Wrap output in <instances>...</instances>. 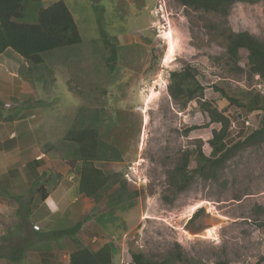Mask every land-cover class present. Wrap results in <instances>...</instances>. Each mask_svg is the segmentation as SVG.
<instances>
[{
	"label": "rangeland",
	"instance_id": "rangeland-1",
	"mask_svg": "<svg viewBox=\"0 0 264 264\" xmlns=\"http://www.w3.org/2000/svg\"><path fill=\"white\" fill-rule=\"evenodd\" d=\"M54 1L41 0V5ZM62 1L75 21L80 43L42 54L39 83L50 90L56 87L51 98L57 100L58 128L66 136L91 128L112 145L119 144L122 157L121 162L94 163L110 182L99 198H93V215L106 223V233L92 234L97 240L89 242V248L112 244V264H132V252L173 264L183 263L178 257L186 264H264V142L236 149L215 181L195 178L181 193L167 182L183 151L201 146L209 156L211 131L220 128L209 124L197 102L182 108L172 101L167 93L169 73L194 68L204 99L242 128L236 110L246 116L244 110L228 107L213 87L241 102L248 92L264 99V78L249 76L246 51H239L240 71L223 57L231 33L248 32L264 42V0L237 3L226 16L164 0L168 26L161 38L151 29L153 0H135V6L120 0ZM168 29L173 35L170 55L164 37ZM168 56L171 64L165 62ZM262 116H250L255 129L241 130L238 141L228 133L226 146L259 129ZM189 128L196 129L188 132ZM69 146L65 143V160H80ZM123 173L141 176V185L127 182ZM0 223L4 241L9 236L3 230L9 225ZM68 224L62 222L61 227ZM18 227L17 223L7 231L15 235ZM40 240L32 244L33 251L47 250L53 238L43 235ZM3 255L7 252L0 248V258Z\"/></svg>",
	"mask_w": 264,
	"mask_h": 264
},
{
	"label": "crops",
	"instance_id": "crops-1",
	"mask_svg": "<svg viewBox=\"0 0 264 264\" xmlns=\"http://www.w3.org/2000/svg\"><path fill=\"white\" fill-rule=\"evenodd\" d=\"M37 66L10 49L0 53V220L7 227L19 224L15 235L3 230L9 238L0 237V248L7 252L0 264H69L72 252L108 244L88 246L97 240L92 234L106 233V223L93 215V198L79 192L82 162L65 160L64 148L70 144L73 154L77 145L58 128L61 114L51 98L56 87L39 83ZM66 221L69 227H61ZM73 227L76 233L62 235ZM43 235L53 238L51 245L33 251Z\"/></svg>",
	"mask_w": 264,
	"mask_h": 264
},
{
	"label": "trees",
	"instance_id": "trees-1",
	"mask_svg": "<svg viewBox=\"0 0 264 264\" xmlns=\"http://www.w3.org/2000/svg\"><path fill=\"white\" fill-rule=\"evenodd\" d=\"M92 2L94 0H91ZM176 3L196 10L213 12L221 16L228 15L231 7L237 3L253 4L256 0H174ZM224 58L237 67L239 51L247 53V72L249 76L264 78V42L258 41L248 32L231 33L227 37ZM80 43V36L71 12L62 0H56L48 6H42L41 0H0V53L10 49L31 65L43 62L42 54L58 48L69 47ZM111 58H109L110 60ZM213 89L227 101L228 107L237 106L247 114L262 112L260 127L248 134L243 141L233 146H226L225 139L229 120L212 102L204 99V87L196 78V71L185 66L179 71L169 73L167 93L172 101L182 108L190 102H197L199 110L206 114L209 124H218V130L211 131V139L207 144L210 154L206 156L201 146L195 150L181 153L177 165L167 176L168 185L176 192L186 191L195 178L215 181L219 171L224 167L231 155L240 147L255 146L264 142V99L259 93L245 94L241 102L228 97L218 87ZM192 129L189 128L188 132ZM67 140L77 145V153L82 162L79 171V192L86 197L97 199L99 192L104 190L110 177L95 167L96 162H121L119 144L112 145L91 129L68 132ZM195 164L193 169L189 168ZM121 189H125L124 183ZM196 213L194 214V216ZM73 227L63 231V236L76 233ZM114 246L105 244L98 250L80 248L69 255V264H112ZM132 264H173L170 260L154 261L142 253L130 254ZM179 260L186 262L178 257Z\"/></svg>",
	"mask_w": 264,
	"mask_h": 264
},
{
	"label": "built area",
	"instance_id": "built-area-1",
	"mask_svg": "<svg viewBox=\"0 0 264 264\" xmlns=\"http://www.w3.org/2000/svg\"><path fill=\"white\" fill-rule=\"evenodd\" d=\"M153 1H154L155 5L152 7L151 10H149V15L153 20L151 29L156 33L157 37L161 38V36H160L161 30L163 28H165L166 25L168 26L166 4L164 3V0H153ZM236 111H238V112H236V116H239L238 120L242 123V126H241L242 128H240V127L238 128L236 126L237 122H235L234 120H231L226 115L227 113L224 115L229 120V126H228L227 133H230L231 137L234 138L235 141H238L240 139L239 134H240L241 130H243L244 132H248L249 129H251V128L255 129V128H254L252 121L250 119L251 115L242 116V114H240L239 110H236ZM227 138H228V136L226 137V139L224 141L225 144H226ZM129 168H130V166H129ZM123 178H125V180L127 182H132L133 184L141 185V176H139L137 174H135V175L131 174L130 176H128L127 174L123 173Z\"/></svg>",
	"mask_w": 264,
	"mask_h": 264
},
{
	"label": "bare ground",
	"instance_id": "bare-ground-1",
	"mask_svg": "<svg viewBox=\"0 0 264 264\" xmlns=\"http://www.w3.org/2000/svg\"><path fill=\"white\" fill-rule=\"evenodd\" d=\"M164 37L166 39L165 41L167 42L166 44H168L167 55H170L172 53V49H173V35L171 32V29H168L164 33ZM165 62H166V64H171L172 63L171 56L166 57ZM144 113L146 114L147 110H145ZM145 124H147L146 116H145Z\"/></svg>",
	"mask_w": 264,
	"mask_h": 264
}]
</instances>
